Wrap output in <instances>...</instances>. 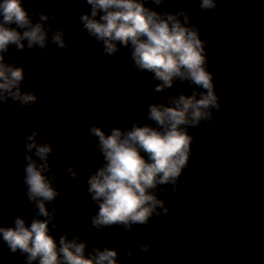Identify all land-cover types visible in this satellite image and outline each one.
Instances as JSON below:
<instances>
[{
	"label": "water",
	"instance_id": "95a60500",
	"mask_svg": "<svg viewBox=\"0 0 264 264\" xmlns=\"http://www.w3.org/2000/svg\"><path fill=\"white\" fill-rule=\"evenodd\" d=\"M181 4L184 0H164L163 5L146 0L145 6L175 14ZM25 7L57 17L58 23L50 22L64 31L67 54L54 44L43 51L12 46L5 54L23 67V90L36 92L40 112L0 105V226H12L17 215L30 224L38 211L25 195L23 133L43 123L39 139L53 146L50 175L57 177L60 193L46 204L50 212L55 209L56 228H49L57 242L65 234L79 236L87 240L88 251L115 249L120 264H132L126 256L130 239L135 264H264V0H218V8L208 12L200 11L198 0L184 4L191 24L207 41L223 112L213 113L211 129H190L194 142L176 194L180 206L172 200V186H160L165 191L157 190L158 198L172 211L153 217L148 227L133 225L131 231L117 225L98 230L91 224L98 205L87 192V181L104 161L88 129L96 124L107 134L133 123L152 124L146 119L149 105L180 92L191 95L195 86L177 81L157 93L160 81L136 69L130 46L118 45L114 56L105 54L100 42L81 31L79 16L91 12L86 0H25ZM73 164L78 178L68 176ZM143 240L152 247L140 255ZM25 259L0 243V264H23Z\"/></svg>",
	"mask_w": 264,
	"mask_h": 264
},
{
	"label": "clouds",
	"instance_id": "9594fccd",
	"mask_svg": "<svg viewBox=\"0 0 264 264\" xmlns=\"http://www.w3.org/2000/svg\"><path fill=\"white\" fill-rule=\"evenodd\" d=\"M153 2L164 4V0ZM188 2L184 0V4ZM86 3L91 12L79 16L81 31L100 42L105 54L114 56L118 45L130 46L136 69L148 71L160 81L155 88L157 93L172 88L177 81L195 86L191 95L180 92L149 105L146 119L152 124L133 123L129 129L112 128L107 134L96 124L88 129L93 146L104 161L87 181V192L98 205V211L90 217L92 226L99 230L117 225L125 231H131L133 225L148 227L153 217L163 218L172 211L170 204L158 198L157 190L165 191L160 186L171 185L172 200L180 206L176 194L180 192L179 181L189 165L194 142L190 129H211L213 113L223 112L215 75L209 70L207 41L201 39L200 29L191 24L184 4L175 14H160L146 7V0ZM198 4L201 12L218 8V0H198ZM50 21L59 22L50 11H28L25 0H0V105L18 104L39 114L36 92L23 90V67L6 60L5 54L12 46L17 51H43L49 44L56 45L62 55L67 54L64 31L54 29ZM204 31L211 35L209 29ZM44 127L43 123H36L32 130L23 133L25 195L38 211L30 224L17 215L12 226H0V243L11 253L26 255L23 264H120L121 254L115 249L94 247L88 251L87 240L79 236L69 239L65 234L57 242L51 234L49 225L56 228L55 209L50 212L46 204L60 193L54 185L57 177L50 175L53 146L39 139ZM74 167L75 164L67 169L70 178H78ZM184 226L181 220L179 227ZM134 243L128 241L126 252L132 264L136 260L131 251ZM151 247L149 240H143L138 254L148 253Z\"/></svg>",
	"mask_w": 264,
	"mask_h": 264
}]
</instances>
